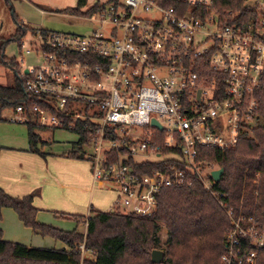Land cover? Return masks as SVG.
<instances>
[{
  "label": "built area",
  "instance_id": "1",
  "mask_svg": "<svg viewBox=\"0 0 264 264\" xmlns=\"http://www.w3.org/2000/svg\"><path fill=\"white\" fill-rule=\"evenodd\" d=\"M98 5L88 18L99 28L89 36L37 30L21 42L24 55L39 42L44 58L29 68L19 62L25 92L63 114L36 104V123L71 132L87 123L80 152L95 183L116 192L111 210L124 215L152 216L163 190L198 177L230 220L223 264H257L264 224L230 207L215 190L212 173L220 166L199 157L201 148L228 151L264 129L263 4L246 2L257 14L248 20L240 11L215 9V0ZM16 114L15 122H30L24 107ZM146 163L162 169L141 174Z\"/></svg>",
  "mask_w": 264,
  "mask_h": 264
},
{
  "label": "trees",
  "instance_id": "2",
  "mask_svg": "<svg viewBox=\"0 0 264 264\" xmlns=\"http://www.w3.org/2000/svg\"><path fill=\"white\" fill-rule=\"evenodd\" d=\"M247 1L215 0V9L223 12L240 11L245 15L244 19L248 20L257 14L251 13L250 7L246 6ZM173 5L174 2L168 6ZM86 6L87 0H78L75 8L56 11V14L89 17L99 9L97 3L83 12ZM36 31L31 30L32 36ZM41 31L43 35L49 32ZM27 32L26 27L19 25L16 37L20 45ZM45 51L55 52L47 48ZM0 64L8 65L17 78L13 87L0 86L1 108L11 107L16 110L22 106L27 110L30 122L24 125L28 129L30 152L45 157L38 149L39 142L45 144L40 134L52 133L54 129L36 123L37 114L32 112L33 106L37 104L43 109L49 108L60 117L63 114L44 103V97L25 92L18 76V61L7 60L2 55ZM67 122H71L70 118ZM84 125L87 123H77L74 132L81 137L74 145V151L64 156L85 161L80 152L89 138L83 133ZM199 160L215 162L224 169V175L215 185V190L227 196L230 207L236 212L240 206L244 207L246 216L254 214L264 222V129L257 130L253 138L241 139L236 148L228 151L201 148ZM136 168L133 165L135 171ZM139 169L144 174L162 168L157 163H146L140 165ZM36 194L14 198L0 187V220L3 209H12L26 227L62 242L66 248H29L5 241L0 230V264H154L152 253L161 249L159 234L163 226L168 231L169 240L165 259L160 264H222L225 234L230 227V220L198 177L190 178L184 187L163 190L158 195L156 210L150 217L124 215L116 210L94 212L93 217L88 219L84 216H71L78 222L86 220V236L77 231L66 232L40 224L37 221L38 210L33 206ZM261 253L258 264H264V251Z\"/></svg>",
  "mask_w": 264,
  "mask_h": 264
},
{
  "label": "crops",
  "instance_id": "3",
  "mask_svg": "<svg viewBox=\"0 0 264 264\" xmlns=\"http://www.w3.org/2000/svg\"><path fill=\"white\" fill-rule=\"evenodd\" d=\"M13 112L12 118L17 115L15 109ZM67 152H42L45 157L31 153L29 139L21 145L0 144V187L14 198L37 193L33 206L38 210L40 224L60 229L58 225H51L53 218L67 219L75 225L72 231H77L84 221L78 222L71 216L88 219L93 217V212H108L113 208L117 194L108 190V195L99 189L93 179L91 164L64 156ZM0 230L5 241L29 248H66L62 242L57 243V240L26 227L12 209H3Z\"/></svg>",
  "mask_w": 264,
  "mask_h": 264
},
{
  "label": "rangeland",
  "instance_id": "4",
  "mask_svg": "<svg viewBox=\"0 0 264 264\" xmlns=\"http://www.w3.org/2000/svg\"><path fill=\"white\" fill-rule=\"evenodd\" d=\"M108 1L110 0H87V6L82 11L86 12L97 3H107ZM259 1L264 6V0ZM77 4L78 0H9V2L0 0V60L2 59V55H4L7 60H16L20 62L21 59H23L26 68L39 66L44 63V58L40 50L41 44L39 42L29 46V49L32 51L30 55H24L16 37L19 25H23L28 29L22 42L31 41V30H46L49 32L70 33L80 36L91 35L99 28L96 21L90 20L88 17L71 18L69 14H56V11L75 8ZM16 82L17 78L15 72L8 65L0 64V86L13 87ZM13 111L14 109L11 107L2 109L0 104V144H2V146H11L13 144L21 145L26 144L28 141L27 126L13 120ZM47 135L50 137L45 138L44 134H40L42 141L45 142V144L42 142L38 143V149L42 152L61 150V152L68 151L66 154H71L74 151V145L79 141L77 134L71 131L54 130V132L47 133ZM135 161L141 163L155 160L151 158H136ZM98 188L104 193L110 194L106 187ZM237 213L247 219L254 217V214L246 216L244 207L241 206ZM53 219L54 221H51V225H58V228H60L59 230L62 229L66 232H71L75 227L73 222L67 219L60 220L55 217ZM256 224L261 227L264 222L257 219ZM77 232L86 236L87 225L85 222L80 226ZM225 235L226 248L227 231ZM159 236L161 245L160 250L163 251L166 256L169 236L165 226L162 227ZM57 243H59V241H57ZM86 255L88 254H85V256Z\"/></svg>",
  "mask_w": 264,
  "mask_h": 264
},
{
  "label": "water",
  "instance_id": "5",
  "mask_svg": "<svg viewBox=\"0 0 264 264\" xmlns=\"http://www.w3.org/2000/svg\"><path fill=\"white\" fill-rule=\"evenodd\" d=\"M27 72H28V71H26V74H27ZM153 124L156 125L157 127H159V125H158L156 122H153ZM159 128H160V127H159ZM223 175H224V169H223V168H221V169L218 170V171H214V172L212 173V177H213V179H214L217 183H219V182L221 181ZM164 257H165V254H164L163 251H161V250H155V251L152 253V262H153L154 264H160V263H162V262L164 261Z\"/></svg>",
  "mask_w": 264,
  "mask_h": 264
}]
</instances>
